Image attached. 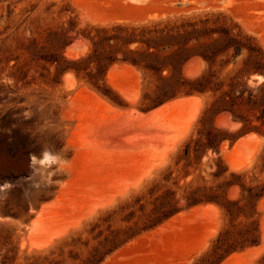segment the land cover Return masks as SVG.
<instances>
[{"label": "rangeland", "instance_id": "1", "mask_svg": "<svg viewBox=\"0 0 264 264\" xmlns=\"http://www.w3.org/2000/svg\"><path fill=\"white\" fill-rule=\"evenodd\" d=\"M206 17L211 24L225 25L233 35L247 39L245 43L264 64V0H0V264L6 256L11 264H48L49 260L60 264H81V259L87 253L83 242L89 240L91 247L95 244L92 236L99 230L108 234V230H123L140 224L142 212L136 205H130H133L136 196H145L140 203L147 213L151 208L149 191L161 181L166 169L172 171L168 185L181 194L182 191L173 184L174 179L181 175V164L176 165L177 155L190 136L196 138L199 131L209 126L208 120L200 118L211 99L210 94H182L164 102L196 96L201 99L202 105L189 133L169 153L166 162L155 170L152 168L161 161L175 137L182 133L190 119L188 116L193 114L191 110L195 109L194 105L187 103L185 107L173 108L169 115H155L152 121H157L156 118L160 120L153 125L149 117V121H144L139 114L144 115L145 111L164 104L151 108L150 97H153L158 83L155 77L144 75L141 70L119 61L107 66L102 73L97 71L95 63L85 67L84 63L76 66L72 62L87 58L95 60L101 53L100 50L94 51L91 41V38L97 41L96 29L116 25L139 26L159 21L178 22L182 19L197 21ZM109 44H114V41ZM232 52L230 50L216 60L214 71L218 79L237 72L249 55L245 48L241 55L233 59ZM121 57L122 53L118 52L116 58ZM226 59H229V63L221 67ZM189 62L182 68V74L186 77L200 74L205 66L199 59ZM118 65L124 70L117 68L114 71ZM76 68L81 69L79 75H76ZM109 70L114 72L109 73L111 77L107 75ZM242 80L248 86L255 87L264 81V77L252 73L248 78L242 77ZM89 91L100 96L97 98L95 95L97 99H104L106 108V104H110L108 108L112 106L114 110H121L114 112L112 108L110 114V109L107 111L101 106V99L99 103L97 101L98 104L95 103L96 98ZM129 109L136 110H133L132 117L131 111H127ZM103 110H106L105 113ZM122 110L130 115H122ZM135 113H138L137 117ZM248 117L252 124H257L253 120V113ZM100 118L103 119L98 125ZM218 118L220 123L237 125L235 130H229L231 133L241 126L227 113L217 116L216 126H222L218 124ZM94 128L101 130L94 131ZM253 133L257 137L247 138L231 154L234 162L238 165L249 163L248 167L242 165L240 170L232 171L223 150H230L239 138ZM238 139L232 144L225 141L218 154L208 151L199 164L188 169L191 175L185 182L193 179L194 184L202 185L203 180L199 179V175L207 185L217 182L210 174L215 170L217 157L226 167L224 178H230L231 173L246 172L247 180L252 177L254 183L264 181V136L248 132L238 136ZM44 149L56 157L55 161L51 157L41 161ZM33 156L36 159H32ZM148 171L151 175L137 188L120 195ZM183 182L180 180L178 185ZM154 192L158 194L160 189ZM113 195L116 196L115 201L101 207L100 203L106 204ZM227 197L237 199L239 188L233 186L228 189ZM262 200L258 202L252 219L259 222L258 246L264 248L261 243L264 236V209L260 207ZM203 205L215 206L218 212L216 215L212 210H207L208 213L191 212L194 207ZM94 206L98 208L96 212L92 211ZM194 207L140 231L107 255L100 264H195L209 249L219 230L228 225V219L215 204L205 203ZM131 212L134 214L129 216ZM182 213V217L175 219L177 224L175 220L172 221ZM81 216L85 220L82 221ZM195 216L196 219H193ZM80 220V226L70 228ZM239 220L246 219L241 216ZM215 224H218L216 233L207 238V246L199 250ZM67 227L70 229L65 235L41 248ZM158 227H161V231L158 229L157 234L155 232L158 230L155 229ZM91 228H94L93 232ZM152 231H155L151 233L153 238L150 234ZM248 248L236 253L245 252ZM261 250L255 255L251 254L253 257H238L228 264H258L264 254V249ZM70 251L77 256L76 260L69 256ZM25 256H34L36 260H25ZM44 256L48 258L47 261L43 260Z\"/></svg>", "mask_w": 264, "mask_h": 264}, {"label": "trees", "instance_id": "2", "mask_svg": "<svg viewBox=\"0 0 264 264\" xmlns=\"http://www.w3.org/2000/svg\"><path fill=\"white\" fill-rule=\"evenodd\" d=\"M230 31L225 25L211 24L208 17L197 21L182 19L178 22L159 21L139 26L116 25L96 29L97 41L93 38L91 41L95 47L94 51L100 50L101 53L95 60L87 58L72 62L76 66L84 63L85 67L95 63L97 71L102 73L107 66L119 61L141 70L144 75L155 77L158 83L153 97H150L151 108L182 94H210L211 97L200 118L208 120L209 126L204 131H199L196 138L190 136L177 155L176 165L181 164V175L174 179L173 184L182 191L181 194H177L176 190L168 185L172 179V171L166 169L161 181L155 183L149 191L150 210L146 213L145 206L140 203L145 196H136L132 201L133 205H130H136L142 212L140 224L123 230H108V234L99 230L92 236L95 244L90 247L89 240L83 242L87 253L81 259V264H100L107 255L140 231L156 226L182 210L205 203L217 205L227 217L228 225L219 230L209 249L195 264H220L231 254L259 244V222L252 219V216L258 202L264 198V181L254 183L252 177L247 180L246 172L231 173L230 178H224L226 167L220 157H217L214 162L215 170L210 173L217 182L207 185L200 175L198 177L203 180L202 185L194 184L193 179L185 182L191 175L188 169L199 164L208 151L218 154L225 141L232 144L238 136L248 132L264 136V81L250 87L242 80V77L248 78L252 73L264 77V64L257 54H253L254 50L248 43H245L244 40L247 39L238 34L233 35ZM110 41H114V44H109ZM131 45L134 47L130 48ZM245 48L248 49L249 55L242 61L243 67L234 74L218 79L214 71L218 57L233 50L231 58L235 59ZM118 52L122 53L119 59L116 58ZM194 58L201 60L205 66L200 74L186 77L182 74V68ZM228 63L229 59L222 61L221 67ZM79 71L80 68L75 69L76 75H79ZM224 112L241 124L236 132L231 133L227 128L215 125L217 116ZM255 112L259 114L256 115ZM250 113H253V120L257 124H252L248 117ZM180 180L184 181L182 185H178ZM233 186L239 188L237 199L227 197L228 189ZM155 189H160V193L155 194ZM133 214L134 212H131L129 216ZM241 216L246 220H239ZM93 230L94 228H91V232ZM69 256L73 260L77 259L72 251ZM34 258L24 257L25 260H36ZM42 258L48 260L46 256ZM11 263L7 256L2 262ZM48 264L60 263L49 260ZM258 264H264V254Z\"/></svg>", "mask_w": 264, "mask_h": 264}, {"label": "bare ground", "instance_id": "3", "mask_svg": "<svg viewBox=\"0 0 264 264\" xmlns=\"http://www.w3.org/2000/svg\"><path fill=\"white\" fill-rule=\"evenodd\" d=\"M195 59V58H194ZM192 61V60H191ZM195 61V60H194ZM200 61V60H199ZM190 63V62H189ZM188 63V64H189ZM194 62H192V64H193ZM197 63V62H196ZM199 63V62H198ZM201 63V62H200ZM191 64V63H190ZM116 66V65H115ZM123 66V65H122ZM192 66H194V65H192ZM191 66V67H192ZM201 66V64L199 65V67ZM186 67V66H185ZM190 67V68H191ZM195 67H198L197 65L195 66ZM117 68H120L121 70H124V69H122L123 67H119V65H118V67H115V69H114V67H113V69H114V71H116V69ZM201 68V67H200ZM193 69L194 70H196L197 68H194L193 67ZM111 70H112V68H111ZM111 70H109V72H108V76H110L109 75V73H114V72H110ZM185 70H186V68H185ZM187 70H188V66H187ZM186 70V71H187ZM190 70V69H189ZM188 70V71H189ZM130 71V70H129ZM129 71H127L128 73H129ZM119 72V71H118ZM117 72V73H118ZM126 72V71H125ZM187 74H188V72H186ZM189 75V74H188ZM194 75V74H193ZM112 76H113V74H112ZM111 77V76H110ZM68 79V78H67ZM139 83V82H138ZM114 87V86H113ZM136 87V86H135ZM117 89V88H116ZM85 90V89H84ZM88 89H86V91H87ZM118 90V89H117ZM82 91V90H81ZM80 90H79V92H81ZM121 90H119V92H120ZM85 92V91H84ZM88 92V91H87ZM138 92V91H137ZM136 92V93H137ZM82 93V92H81ZM124 93V92H123ZM78 94V93H77ZM82 94H84V93H82ZM89 94H90V91H89ZM94 93H92V94H90V95H92V96H94L95 97V95H96V93L93 95ZM125 94V93H124ZM86 95V94H85ZM84 95V96H85ZM120 95H122V91H121V94ZM139 96V92L136 94V96ZM77 96H80V95H77ZM137 96V97H138ZM82 97V96H81ZM96 97L98 98V97H100V96H97L96 95ZM95 97V98H96ZM124 97V96H123ZM76 98V97H75ZM86 98V97H85ZM96 98V101H95V103L96 104H98L99 103V101H100V99L102 100V103L104 104V106H103V104H101V106L102 107H105V101H104V99H102V98H99V99H97ZM89 99V97L87 96V99L86 100H88ZM125 99H126V97H125ZM135 99V98H134ZM133 99V100H134ZM137 99V98H136ZM135 99V100H136ZM74 100H76V99H74ZM92 101H94V100H92ZM97 101H98V103H97ZM129 101H131V100H129ZM90 102V101H89ZM108 103V102H107ZM187 103H191V105H194V107H195V109H193V110H191L192 112H193V114H192V116H191V114H190V116H188L190 119L188 120V122L186 123V125H184L185 127H184V129H182V133H181V131L179 132V134H180V136L178 135L177 137H175V139H174V142L169 146V148L165 151V154L163 155V158H161L160 160V162H158V164L157 163H155V164H157V165H155V167L154 168H152V169H155L156 170V168L158 169L160 166H162L165 162H166V160H167V157H168V155H169V153H172L174 150H175V148H176V146L185 138V136L189 133V131H190V129H191V126H192V124H193V121H195V119H196V117H197V115H198V113H199V111H200V108H201V103H202V101H201V99H199L198 97L196 98V96H190V97H180V98H177V99H174V100H171V101H169V102H166V103H164V104H162L161 106H159V107H157V108H155L154 110H152V111H149V113L148 114H139V117H141L142 119H144V121L146 120H148L149 121V119H147L148 117L151 119V121H152V119H155V115H156V117H157V115H160V114H164V115H169L170 114V110H172L173 108H175V107H177V108H180V107H178V106H182V105H184L183 107H185V104H187ZM94 104V103H93ZM95 105V104H94ZM109 105L110 104H106V106H108L109 107ZM100 106V107H101ZM98 107V106H97ZM101 107V108H102ZM104 108V109H107V111H108V109H110L109 110V113L110 114H112L111 112L114 110V107H110V108ZM188 107H191L190 105H188ZM194 107H192V108H194ZM101 108H99V109H101ZM113 108V110H111ZM192 108H190V109H192ZM187 109V108H186ZM189 109V108H188ZM97 110V109H96ZM115 110H121V109H115ZM115 110H114V112H115ZM134 109H129V110H127V111H131L130 112V116L132 117V114L134 113V111H136V110H134ZM104 111V113H105V111L106 110H103ZM123 111V110H122ZM179 111H180V109H179ZM113 112V113H114ZM124 112V111H123ZM166 112H169L168 114L166 113ZM98 113V112H97ZM103 113V114H104ZM108 113V114H109ZM127 113H121L122 115H124V114H127ZM139 113V112H138ZM137 113V114H138ZM177 113H179V112H177ZM224 113H226V112H224ZM101 114V113H100ZM102 114V115H103ZM136 114V113H135ZM134 114V115H135ZM137 114H136V117H137ZM101 115V116H102ZM133 115V116H134ZM163 115V116H164ZM220 115V114H219ZM109 116V115H108ZM108 116L106 117L107 119H108ZM111 116V115H110ZM114 117H115V115H113ZM111 117V118H114V117ZM125 116V115H124ZM225 116V115H224ZM135 117V118H136ZM152 117V118H151ZM125 118V117H124ZM130 118V117H129ZM162 118H164V117H162ZM178 118V117H177ZM220 118V117H219ZM219 118L217 119L218 121V124L221 126H224V127H226L228 130H233L237 125L235 124V123H233V124H229V123H220V121H219ZM229 118V117H228ZM101 119H103V118H100V124H98V125H101ZM110 119V118H109ZM114 119H118V118H114ZM113 119V120H114ZM131 119H133V118H131ZM141 119V120H142ZM157 119V121H154V122H158L159 120H158V118H156ZM169 119V118H168ZM172 119V118H171ZM110 120H112V119H110ZM112 120V121H113ZM123 120V119H122ZM135 120V119H134ZM137 120H139L140 121V119H137ZM187 120V119H186ZM224 120H225V117H224ZM104 122L106 121L107 122V120H103ZM109 121V120H108ZM117 122H118V120H116ZM132 121V120H131ZM136 121V120H135ZM174 121V120H173ZM114 122H115V120H114ZM153 122V121H152ZM153 122V125L154 124H156V123H154ZM161 122V121H160ZM165 122V121H164ZM239 122V121H238ZM99 123V122H98ZM112 123V122H111ZM116 123V122H115ZM184 123V122H183ZM182 123V124H183ZM106 124V123H105ZM105 124H103V126L105 125ZM109 125H110V122L108 123ZM113 124V123H112ZM131 124V123H130ZM152 124V123H151ZM158 124V123H157ZM180 124V123H179ZM133 125V124H132ZM131 125V126H132ZM149 125V124H148ZM147 125V126H148ZM160 125V124H159ZM164 125V124H163ZM106 126V125H105ZM161 126V125H160ZM221 126V127H222ZM98 127V126H97ZM108 127V126H107ZM150 127V126H149ZM147 129H148V127H146ZM230 128V129H229ZM233 128V129H232ZM101 130V128H98L97 130ZM163 129V128H162ZM224 129V128H223ZM97 130H95V128H94V131H97ZM235 130V129H234ZM234 132V131H233ZM96 133V132H95ZM99 133V131L97 132V134ZM99 135V134H98ZM250 137H257V136H254V133L253 134H248V135H246L245 137H241V138H239L234 144H233V146L231 147V149L230 150H227L226 148V150L224 149H222L223 151H224V155H225V157H226V160H227V162L226 163H228V165H229V168L232 170V171H238V170H240L243 166L242 165H244V164H242V165H238L237 164V162H234L232 159H231V154H232V152L240 145L241 146V144L248 138V139H250ZM259 138H261V137H259ZM257 140H260V139H258L257 138ZM262 140V139H261ZM260 140V142H262ZM225 146V145H224ZM224 146H221L222 148L224 147ZM241 149V148H240ZM236 153V152H235ZM238 156V155H237ZM48 158V157H47ZM47 158H45V157H43V159L41 160V161H43V160H46ZM237 159V158H236ZM235 159V160H236ZM240 160V159H239ZM238 159H237V161H239ZM246 163V162H245ZM249 164V163H248ZM248 164H245L244 166H247ZM151 167H153V166H151ZM248 167V166H247ZM147 171V170H146ZM151 172H153L152 170H151ZM151 172H149L148 171V173L146 174V172L145 173H143V174H146V175H143L144 177L142 178V179H140V180H138L136 183H134L133 185H131L129 188H126L124 191H122L121 193H120V195L122 196V195H124V194H126L127 192H129V190L131 189V188H137L141 183H142V181L144 180V179H146V178H148L150 175H151ZM141 178V177H140ZM128 184H130V183H128ZM117 195V194H116ZM119 195V194H118ZM119 195V196H120ZM114 197V198H113ZM115 198H116V196H112V200H108L107 201V203L106 204H104L103 205V203H100L102 206L101 207H105V206H107V205H110V204H112L114 201H115ZM106 201V200H105ZM99 204V205H100ZM260 207H263V209H264V200H262L261 202H260ZM93 209V208H92ZM96 209H98V208H95V206H94V210H92L93 212H96L95 210ZM207 210H212L215 214L214 215H216V213L218 212V210H217V208L215 207V206H212V205H203V206H198V207H194L192 210H191V212H195V213H199V212H201V213H203L204 211L205 212H207ZM91 211V210H90ZM92 211H91V213H92ZM264 211V210H263ZM89 212V211H88ZM212 212V213H213ZM186 213V212H185ZM189 213V215H190V212H188ZM201 213L199 214V215H201ZM208 213V212H207ZM88 214V213H87ZM192 214V213H191ZM93 215V214H92ZM91 215V216H92ZM183 216V213L182 214H179L178 216H176L173 220H172V218L168 221V222H170L171 220L172 221H174L175 219H177V218H179V217H182ZM187 216V215H186ZM82 217V216H81ZM90 217V216H89ZM88 217V218H89ZM84 217H82L81 219H82V221L83 220H85V219H83ZM193 219H196V216H195V218L193 217ZM187 220V219H186ZM81 220L80 221H76V223H74V225L72 224V226L70 227V228H75V227H77V226H80V224H81V222H82ZM176 221V220H175ZM180 221V220H179ZM181 221H182V219H181ZM189 221V220H188ZM192 221V220H191ZM188 223V222H187ZM173 224V223H172ZM174 224H175V222H174ZM176 224H177V221H176ZM180 224V223H179ZM170 225V224H169ZM182 225V224H181ZM217 225L218 224H215L214 225V227L212 228V230L209 232V234H208V236L206 237V240H204L203 241V244L201 245V247L199 248V250H202V248L203 247H205V246H207L206 244H207V238H209V237H211V236H213L215 233H216V230H217ZM162 226V225H161ZM172 226V225H171ZM183 226V225H182ZM262 226H264V225H262ZM174 227V226H173ZM172 227V228H173ZM70 228H65V229H63L62 231H60L59 233H57V234H55V236L53 237V238H51L50 240H48V242L44 245V246H42L41 248H43V247H47V246H49L53 241H54V239H57V238H60V237H62L63 235H65L67 232H68V230L70 229ZM159 228H161V227H158V228H156L155 230H158ZM163 228V227H162ZM172 228H170L171 230H172ZM175 228V227H174ZM165 229V228H164ZM262 229V228H261ZM160 231H161V229H159ZM159 230L158 231H154L155 233H157L158 234V232H159ZM167 230V229H166ZM165 230V231H166ZM170 230V231H171ZM178 230V229H177ZM164 231V232H165ZM153 231L152 232H150V234L151 233H154ZM163 232V233H164ZM166 232H169V230L168 231H166ZM166 232H165V234H166ZM162 233V234H163ZM149 234V235H150ZM161 234V233H160ZM262 234H263V232H262ZM148 234H146L145 236H147ZM152 235V238L154 237V235L153 234H151ZM148 237V236H147ZM145 238V237H144ZM141 239H143V237L142 238H140V240ZM150 239H151V237H150ZM137 241H138V239H136ZM134 242V241H133ZM263 242V243H262ZM136 243V242H135ZM261 243L262 244H264V236H263V238H262V240H261ZM128 245V244H127ZM126 245V248L128 247ZM132 245H133V243H132ZM258 246V245H257ZM131 247V246H130ZM261 249H264V248H262V245H259L258 247H253V248H248L247 250H245V252H242V253H236V254H232L223 264H228L231 260H233V259H237L238 257L240 258V257H242V256H246V255H251V254H257L258 252H260V250ZM196 250V249H195ZM198 249H197V251L196 252H198L199 251ZM121 251V250H120ZM262 252H263V250H261ZM195 252V251H194ZM261 252V253H262ZM254 255H251L252 257L254 256ZM247 257V256H246ZM251 257V258H252ZM256 257H259V256H256ZM243 258V257H242ZM255 258V257H254ZM241 260V259H240ZM239 260V261H240ZM246 260V259H245ZM235 261H237V260H235ZM248 261V260H247Z\"/></svg>", "mask_w": 264, "mask_h": 264}, {"label": "clouds", "instance_id": "4", "mask_svg": "<svg viewBox=\"0 0 264 264\" xmlns=\"http://www.w3.org/2000/svg\"><path fill=\"white\" fill-rule=\"evenodd\" d=\"M42 157H51L53 159V161H55L56 157L48 150V149H44L41 153ZM32 159H36L35 156L32 157Z\"/></svg>", "mask_w": 264, "mask_h": 264}, {"label": "crops", "instance_id": "5", "mask_svg": "<svg viewBox=\"0 0 264 264\" xmlns=\"http://www.w3.org/2000/svg\"><path fill=\"white\" fill-rule=\"evenodd\" d=\"M149 111H152V110L145 111V112H144V114H148V113H149Z\"/></svg>", "mask_w": 264, "mask_h": 264}]
</instances>
